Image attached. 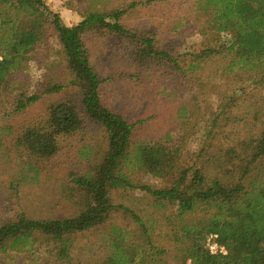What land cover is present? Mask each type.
<instances>
[{
  "label": "trees",
  "instance_id": "obj_1",
  "mask_svg": "<svg viewBox=\"0 0 264 264\" xmlns=\"http://www.w3.org/2000/svg\"><path fill=\"white\" fill-rule=\"evenodd\" d=\"M201 4L211 26L231 35L229 42L222 43L229 57L226 69L240 72L239 79L248 83L237 90L246 86L264 90V0H201ZM124 13L123 8L88 10L77 23L65 25L57 13L50 14L43 0H0V87L11 73L24 68L29 53L42 43L51 26L71 77L68 83L79 96V104L72 99L51 103L42 120L17 133L14 150L24 149L27 158L49 157L58 150L60 138L80 130L88 119L103 129L108 140L101 161L70 180L74 195L79 192L80 211L45 219L21 213L0 223V253L28 252L43 244L50 259L42 264H70L75 235L104 225L111 214L121 211L131 217L134 228L109 224L107 254L99 264H161L163 255L170 251L176 264H264V123L259 122L262 130L257 135L249 126L250 135L242 139L223 136L224 141L212 153L199 149L189 158L191 163L184 165L178 147L154 143L152 139L138 141L133 136L137 123L129 122L102 102L103 80L90 62L83 35L93 30L107 31L137 42L131 54L138 60L165 59L171 69L183 77L187 75L179 68L177 57L154 48L152 37L127 29L120 22ZM210 51L212 48L190 54L187 71L193 74L201 64L196 58ZM66 85L53 82L42 93L57 92ZM39 97L21 96L15 109H23ZM229 99L233 96H226L224 103ZM224 103L216 118L221 114L226 117ZM182 108L190 114V109ZM212 124L216 127L212 121L206 135L214 134ZM0 130L9 133L11 127L2 126ZM135 169L165 178L170 184L152 187L134 182L131 173ZM118 188L143 189L157 205L175 208L168 217L173 227L170 248L156 244L149 233L152 227L149 229L133 209L113 202L110 191ZM72 195L70 192L69 197ZM209 235L215 236L225 253L209 251L205 245ZM40 259L45 256L34 257Z\"/></svg>",
  "mask_w": 264,
  "mask_h": 264
},
{
  "label": "rangeland",
  "instance_id": "obj_2",
  "mask_svg": "<svg viewBox=\"0 0 264 264\" xmlns=\"http://www.w3.org/2000/svg\"><path fill=\"white\" fill-rule=\"evenodd\" d=\"M50 14L57 13L60 22L73 25L85 11L125 9L120 22L130 30L146 33L154 39L157 50L168 51L177 57L179 68L186 77L170 68L165 59L138 60L131 52L137 42L126 40L107 31L93 30L83 35L91 64L103 80L102 102L135 125L133 136L138 141L155 142L178 147L181 163L190 164L194 152L212 153L224 141L223 136L242 139L252 132L257 135L264 123V90L239 79L240 72H228L229 57L222 43L231 35L217 32L200 8L201 0H43ZM133 6L130 7V4ZM212 48L202 58L193 74L188 68L190 54ZM144 62H147L145 65ZM138 63V65H136ZM167 63V64H166ZM135 66V67H134ZM70 74L60 53V45L51 26L42 43L30 53L22 70L11 73L0 87V128L10 126L11 131L0 130V223L18 214L35 219L62 218L80 211L79 192L71 190L72 177L86 173L96 166L107 150L108 140L102 128L88 121L75 133L60 138L58 150L49 157L27 158L24 149L15 151L13 139L19 131L42 120L51 103L72 99L79 104L76 89L69 85ZM53 82L67 84L57 92L42 93ZM235 89V90H234ZM40 94L25 108L16 110L21 96ZM233 99L224 103L226 96ZM227 106V115L216 114ZM190 109L184 111L182 107ZM197 107L196 112H192ZM235 116V118L233 117ZM245 118L238 120V118ZM216 124L206 135L205 130ZM186 124V125H185ZM168 136L170 139H168ZM212 143V147L207 143ZM30 164V168H28ZM131 178L152 187L170 184L165 178L152 177L138 169ZM70 192L73 194L69 197ZM115 204L133 209L150 229L158 245L170 248L173 227L168 217L174 213L169 204L157 205L143 189H112ZM133 229L134 222L118 211L104 224L84 233H77L70 249V264H99L107 254L106 232L109 224ZM28 252L0 253V264H42L49 260L45 245ZM172 251L163 255L161 264H176ZM45 259L34 260V257ZM52 264V263H51ZM144 264H151L146 262Z\"/></svg>",
  "mask_w": 264,
  "mask_h": 264
},
{
  "label": "built area",
  "instance_id": "obj_3",
  "mask_svg": "<svg viewBox=\"0 0 264 264\" xmlns=\"http://www.w3.org/2000/svg\"><path fill=\"white\" fill-rule=\"evenodd\" d=\"M1 59V56H0ZM213 235H209L206 239L205 245L209 249L211 253H225L226 250L223 246L217 244V242L214 240Z\"/></svg>",
  "mask_w": 264,
  "mask_h": 264
}]
</instances>
